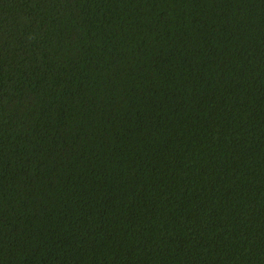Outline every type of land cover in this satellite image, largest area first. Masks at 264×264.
<instances>
[{
	"label": "trees",
	"instance_id": "trees-1",
	"mask_svg": "<svg viewBox=\"0 0 264 264\" xmlns=\"http://www.w3.org/2000/svg\"><path fill=\"white\" fill-rule=\"evenodd\" d=\"M0 264H264V0H0Z\"/></svg>",
	"mask_w": 264,
	"mask_h": 264
}]
</instances>
